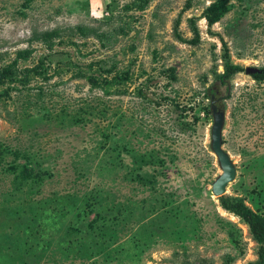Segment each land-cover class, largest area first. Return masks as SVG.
Listing matches in <instances>:
<instances>
[{
	"label": "rangeland",
	"instance_id": "obj_1",
	"mask_svg": "<svg viewBox=\"0 0 264 264\" xmlns=\"http://www.w3.org/2000/svg\"><path fill=\"white\" fill-rule=\"evenodd\" d=\"M216 1L0 0V70L27 48L28 57L15 71L38 67L41 60L46 70L45 78L34 74L25 86L11 84L16 89L0 99V203L12 198L6 205L28 208L43 202L48 214L57 212L45 221L67 229L44 236L46 250L37 264H249L257 259L247 226L212 194L221 170L210 149L211 113L208 118L199 113L194 125L192 118L193 110L208 104L210 110L211 97H220L223 149L236 168L224 196L264 212V79L253 77L264 72V0H227V12L208 28L202 14ZM53 31L58 35L45 41L51 48L28 41L32 32ZM223 44L231 62L243 68L224 84L215 76L223 72ZM85 75L100 81L115 77L118 83L106 93ZM45 109L51 120L42 124L24 118ZM80 109V124L60 123L61 116ZM115 142L126 147L121 160L115 159ZM129 149L145 153V159L136 156L139 162L132 166ZM152 155L165 162L148 160ZM27 160L40 179L26 198L15 192L16 171L7 168ZM124 166L137 169L138 177L135 170L126 180ZM90 205L109 218L112 232L119 228L113 246L122 249L103 261L99 254L85 258L96 242L92 239L90 248L84 242L73 247L76 258L64 257L61 241L74 235L67 225L76 223L81 235L91 231ZM107 208L110 213H103ZM118 208L130 209V217L113 225L110 217Z\"/></svg>",
	"mask_w": 264,
	"mask_h": 264
},
{
	"label": "trees",
	"instance_id": "obj_2",
	"mask_svg": "<svg viewBox=\"0 0 264 264\" xmlns=\"http://www.w3.org/2000/svg\"><path fill=\"white\" fill-rule=\"evenodd\" d=\"M226 4L227 0H217L216 2L211 3L204 9L202 17L205 19L208 28L212 27L215 23L219 22V20L227 12ZM77 30L83 33L84 28L77 27ZM192 31L195 34V38L198 39L197 29L193 28ZM57 35L58 32L56 31L42 34L32 32L28 41L30 43L35 41L43 42L47 45L48 48H51L52 43L45 41L50 40L52 37H56ZM223 45V72L221 74L215 75L222 84H224V82H226L227 80H230L235 74L243 71V68L241 66L233 64L231 62L228 50L225 47V44ZM29 53L30 51L28 48L19 50L16 53V57L12 61V63L9 65H5L1 68L0 85H6V88L0 90V99L2 95L4 96V98H9V91L16 89V86H11V84L19 83V85L25 86L30 81L31 77L32 79L34 78V74L35 76L38 75L43 77L46 74V70L42 67L43 64L41 63L43 62V60L39 62L38 67H35L33 69L25 68L23 70H20L19 72L15 71V66L17 67L18 62L23 59L26 60ZM213 72L215 73V70ZM83 77L86 78V80L91 84V86H99L101 88H104V91L106 93H108L109 91V88L107 89V87H109L111 84H115L114 82L118 83L115 77L113 78L114 82L112 80L108 81L104 79L100 81L97 77L90 75H85ZM253 77L257 80L264 79V72L261 74H254ZM125 78L126 77H124V79ZM171 78L173 77L171 76ZM207 97H209L208 94ZM82 111L84 110L80 109V111H78V114L70 113L69 115H63L61 116L59 121L62 125L67 122L68 126L80 124V122H82L83 120L81 118ZM181 112H183V110H181ZM46 113V109L44 112H36L35 115L33 114L34 116L29 113H26L24 115V118L28 121V124L34 126L36 124H40V122L42 124L44 120L47 121V119H50L48 118V115ZM199 113H204L205 117L208 118L211 113L209 110V104L208 106H201L198 112H195L193 110V125L200 120ZM181 116L182 118L186 117V115L183 114ZM179 122L181 125L185 124V122ZM114 145L115 146L113 147V151L117 152L118 157H116L115 159L121 160L122 158L120 157V153L126 147L123 148V145H120L118 142H115ZM126 152L131 153L130 156L132 160V166L136 165L139 162L136 156H140L141 159H145V153L143 154V156L131 149ZM0 153L3 154V151L0 150ZM14 155L17 157L18 153L14 152ZM146 158L148 157L146 156ZM148 160L156 163L160 162L161 164L165 162L164 159H160L157 156L153 155L149 156ZM124 167L127 170V175L125 177L126 180L133 174L132 172L135 170L136 171L133 177H138L137 169L134 168L129 171V168L127 166ZM7 171H16L14 175V190H16L15 192L24 194L26 198L29 194L35 192L34 186L38 184L37 181H39L40 177L39 173H34L33 167L30 165L29 160H27L21 165H16L15 163L11 164L7 168ZM11 199H4V202L0 203L1 205L3 204L2 207H0V214L3 216V218L0 220V257H5L6 259L8 258L9 264H15L14 262H20V264H37L38 256L44 253V251L46 250V247L43 246L45 243V241H43L44 236H46V234H65V232L63 231H67V229L61 230L53 228L50 224L45 221L47 219L51 220L52 215L57 214V212L56 209H54L53 212L48 214V212H46L44 208L43 202L32 203L33 205L30 204L28 208L23 207L20 203H17L15 205H6V201H9ZM218 199L220 206L223 210L239 218V220L247 226L252 240L257 244V259L249 264H264V212H262V209L257 207L256 210H253L244 202V200L236 197L234 198L231 196H221ZM93 203L95 204V202ZM253 203L255 202L253 201ZM92 205H90L89 207L91 211H94L95 217L88 223V228L91 231H89L87 235H81L83 231L79 226L76 225V223H71L67 225L68 230L71 233H74V235L71 238L61 241L66 244V246L63 247L66 248L67 251L66 255L63 252L64 257L70 255L72 256V258H76L77 252H74L73 254V247L77 246L80 249V242H84L85 246L90 248V243L92 242V239L96 242H94V245L88 250L90 254H88L86 257L84 256L85 258H90L99 254L101 255L100 259L103 261L104 259L112 257L114 255L113 253H110L111 251L116 253L121 251V245L116 244L115 246H113L118 239L115 230H118L119 228H116L113 233L112 230H110L113 227H111L110 224L106 221L109 218L103 214H99L98 212H96V208H94V206ZM106 210L109 212L110 208L103 209V213H106ZM130 211V209L126 208H118L115 210V212L113 211L112 216L110 217L113 225H120L121 223L123 224L124 221H126L130 217L128 214ZM59 214H62L61 209H59ZM99 220H101V223L97 224Z\"/></svg>",
	"mask_w": 264,
	"mask_h": 264
},
{
	"label": "water",
	"instance_id": "obj_3",
	"mask_svg": "<svg viewBox=\"0 0 264 264\" xmlns=\"http://www.w3.org/2000/svg\"><path fill=\"white\" fill-rule=\"evenodd\" d=\"M210 111L213 120L210 133V149L221 170V174L212 183L211 190L212 194L219 198L225 195L227 185L234 180L236 168L229 154L223 149L222 129L225 122L224 112L212 100L210 101Z\"/></svg>",
	"mask_w": 264,
	"mask_h": 264
},
{
	"label": "flooded vegetation",
	"instance_id": "obj_4",
	"mask_svg": "<svg viewBox=\"0 0 264 264\" xmlns=\"http://www.w3.org/2000/svg\"><path fill=\"white\" fill-rule=\"evenodd\" d=\"M211 100L215 103V105H217L218 107L220 106V97H218L217 95L211 97Z\"/></svg>",
	"mask_w": 264,
	"mask_h": 264
}]
</instances>
